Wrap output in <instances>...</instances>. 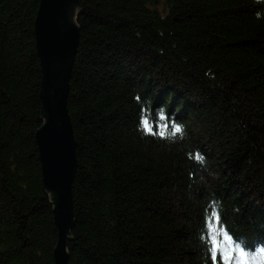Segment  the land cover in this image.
<instances>
[{
	"label": "trees",
	"instance_id": "trees-1",
	"mask_svg": "<svg viewBox=\"0 0 264 264\" xmlns=\"http://www.w3.org/2000/svg\"><path fill=\"white\" fill-rule=\"evenodd\" d=\"M39 2L0 0V264H53L57 239L35 140ZM72 10L69 264H207L209 206L264 244V3L75 0ZM143 107L183 134H144Z\"/></svg>",
	"mask_w": 264,
	"mask_h": 264
},
{
	"label": "water",
	"instance_id": "water-1",
	"mask_svg": "<svg viewBox=\"0 0 264 264\" xmlns=\"http://www.w3.org/2000/svg\"><path fill=\"white\" fill-rule=\"evenodd\" d=\"M75 0H40L34 21L41 71L40 100L44 123L35 133L44 188L53 195L57 239L53 264H69L67 241L73 226L72 183L75 139L66 102L79 28L73 20Z\"/></svg>",
	"mask_w": 264,
	"mask_h": 264
},
{
	"label": "snow or ice",
	"instance_id": "snow-or-ice-1",
	"mask_svg": "<svg viewBox=\"0 0 264 264\" xmlns=\"http://www.w3.org/2000/svg\"><path fill=\"white\" fill-rule=\"evenodd\" d=\"M256 3H264V0H256ZM135 99L138 102L141 100L139 96ZM148 113L147 107L138 108L137 125L147 136L165 139L168 135L183 134V127L174 121L169 122L163 109L155 112L151 118ZM196 159L200 161L202 157L197 153ZM199 239L205 249L207 264H264V244L257 246L242 239L224 222L214 206L205 209Z\"/></svg>",
	"mask_w": 264,
	"mask_h": 264
}]
</instances>
